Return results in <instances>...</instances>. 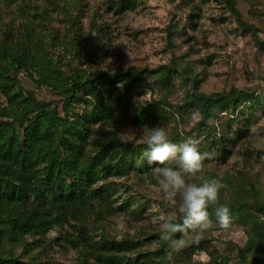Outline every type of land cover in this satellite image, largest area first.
<instances>
[{"label":"rangeland","instance_id":"1","mask_svg":"<svg viewBox=\"0 0 264 264\" xmlns=\"http://www.w3.org/2000/svg\"><path fill=\"white\" fill-rule=\"evenodd\" d=\"M234 2L237 14L224 0H0V56L7 43L27 56V66L16 63L2 72L8 74L6 81L56 111L50 116L56 128L45 121L43 111L38 119L30 113L24 124L15 122L21 146L29 123L37 133L46 126L63 131L70 123L57 124V117L74 122L77 113L99 104L106 119L81 120L89 129L86 150L91 156L105 148L117 153L116 159L105 156L99 166L78 164V171L96 176L88 188L93 195L76 213L61 203L35 202L32 195L25 203L7 205L0 214V261L258 264L252 252L241 249L249 237L247 223L264 218V0ZM163 65L174 69L158 76L154 69ZM135 68H148L136 82L120 77L96 83L103 100L93 98L83 85L77 100L65 102L76 74L91 80ZM235 90L243 93L236 103L214 104L206 121L200 104L189 100L197 92L226 96ZM6 105L0 90V107ZM148 105L164 116L152 125L133 121L134 112ZM194 109L196 120L191 118ZM5 120L11 118L0 114V154L8 150ZM145 125L164 127L174 143L191 136L199 140L201 152L214 151L198 175L219 178L225 185L218 204L233 209L227 229L219 227L209 210L213 226L198 240L184 237L182 244L170 246L159 238L150 209L155 205V213L167 214L176 205L163 198L152 166L143 158ZM40 149L43 145L36 146V155ZM108 164V172L101 169ZM27 210L50 212L60 222L17 229ZM181 238V233L173 236ZM112 243L123 245L122 251L107 249ZM108 256L114 262H105Z\"/></svg>","mask_w":264,"mask_h":264},{"label":"trees","instance_id":"2","mask_svg":"<svg viewBox=\"0 0 264 264\" xmlns=\"http://www.w3.org/2000/svg\"><path fill=\"white\" fill-rule=\"evenodd\" d=\"M224 1L230 10L234 14H237L234 0ZM21 45L23 46L24 43ZM1 48L3 54L0 56V82L3 81V83H0V90L3 96L7 98V105L0 107V114L11 118V121H2V123L10 128V132H8V150L4 154H0V214L7 205L18 201L25 203L31 195L35 202L42 204L47 202L49 204L61 203L71 213H76L79 206L84 205L87 198L93 195V193L88 192V188L96 176V172L94 171H78V164L86 161L91 163V165L96 164L99 166L105 156L117 158V153H110L107 148L98 151L94 156H91L87 152L88 150H86L85 145L88 144L87 134L89 129L87 126L81 125V120L84 119L90 122L102 118L106 119L108 115L104 113L102 106L97 104L92 111L77 113L74 122L57 117L55 120L57 124L65 123L67 125L70 123L68 129L63 131L57 130L54 132L46 126L42 133H37V128L33 126L34 124L29 123L24 131V144L21 146L19 133L14 130V123L18 122L22 125L25 121L29 120L30 113L38 115L40 111H43L45 121L47 123L51 122L49 123L51 127L54 126L56 128L58 126L54 125L50 118L51 114L56 113V111L51 110L47 102L34 99L31 95L24 96L21 89L13 88V82L6 81L9 80V77H7L8 74L3 75L4 70L6 73L7 69L15 67L16 63L27 66V56H25V52L18 54L14 47L8 46V43L4 46L2 45ZM20 48L22 49V47ZM7 56H9L8 61ZM171 69L174 68L163 65L154 69V73L162 76ZM146 71H148V68H137L133 71L130 69L118 70V72L111 75L105 73L102 74L105 76L97 75L91 78V80L85 79L83 75L76 74L73 76L72 85L68 89L69 92L65 95V102L72 104L77 100L79 98L78 88L83 85L87 86L92 97L94 96L93 98L101 97L103 100L101 93L95 89L96 83L102 84L105 79L113 81L120 77L129 79L133 77L131 82H129L132 83L139 80ZM126 89H129L128 85H126ZM241 94L243 93L237 90L226 96L218 93L205 94L197 92L189 100H191L192 104H200L201 116L206 121L211 115L210 110L214 104L220 106H223L226 102L235 104ZM19 105L20 109H18ZM39 116H37V119L40 118ZM162 116L164 115L155 110V107L148 105L139 112H134L132 118L133 121L149 122L152 125L157 120H160ZM35 122L38 127L39 122ZM38 135L39 138H37ZM215 144L220 145V140L217 143L215 142ZM37 145H43V149L37 151L40 152L38 155L35 154ZM40 162L42 163L41 165H39ZM111 168L112 166L108 164L101 169L108 172ZM66 178H71L73 181L69 183ZM209 210L214 213L213 208ZM232 211L233 209H230L231 213ZM22 216L23 219L19 220V223L16 225L17 229L29 230L33 226L40 227L60 222V218L54 217L50 212L43 214L36 210L31 213V210H27L26 215ZM247 224H249V237L241 252L244 254L252 252L253 258L258 264H264V218H257L256 221H251ZM178 234L176 233L174 236ZM1 242L2 235L0 232V244ZM106 248L113 251H122L123 245L112 243L106 245ZM114 260V258L109 256L105 258V262L107 263H112ZM0 264L5 263L4 261H0Z\"/></svg>","mask_w":264,"mask_h":264},{"label":"clouds","instance_id":"3","mask_svg":"<svg viewBox=\"0 0 264 264\" xmlns=\"http://www.w3.org/2000/svg\"><path fill=\"white\" fill-rule=\"evenodd\" d=\"M191 118H199L197 109L192 111ZM141 133L147 144L143 158L152 166L153 178L163 198L176 205L167 214L155 213V205L150 209L153 212L150 219L158 226L159 238L170 246L182 244L184 237L198 240L213 226L210 208L214 209L219 227L227 229L232 220L230 208L227 204H218L225 185L219 178L207 179L198 175L203 172L204 161L214 158V151L201 152L199 140L191 136L174 143L160 125H145ZM176 233L182 234L180 240L173 239Z\"/></svg>","mask_w":264,"mask_h":264}]
</instances>
